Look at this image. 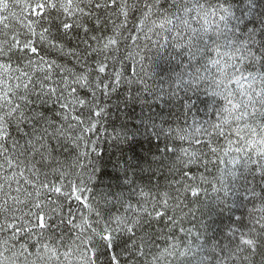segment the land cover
<instances>
[{
    "label": "snow or ice",
    "instance_id": "obj_1",
    "mask_svg": "<svg viewBox=\"0 0 264 264\" xmlns=\"http://www.w3.org/2000/svg\"><path fill=\"white\" fill-rule=\"evenodd\" d=\"M8 3L0 0V264H188L197 256L196 264H264V129L260 144L244 151L247 137L233 145L230 132L240 129L229 123L241 103L253 113L256 98L264 105V74L245 68L256 60L249 46L255 34L224 44L204 39L231 28L236 17L227 0H170L167 7L161 0H26V11L23 0H12L23 31L5 27ZM142 40L143 48L170 42L186 52L175 88L148 82ZM206 80L208 95L222 97L207 119L185 103L183 123L150 122L169 142L172 179L140 184L136 132L108 130L103 98L129 85L160 100L199 92ZM104 140L117 147L105 166L128 194L94 192L111 175L100 170ZM210 189L219 211L233 217L221 239H206L207 225L196 219ZM241 206L246 218L235 214Z\"/></svg>",
    "mask_w": 264,
    "mask_h": 264
},
{
    "label": "trees",
    "instance_id": "obj_2",
    "mask_svg": "<svg viewBox=\"0 0 264 264\" xmlns=\"http://www.w3.org/2000/svg\"><path fill=\"white\" fill-rule=\"evenodd\" d=\"M71 0H69V3ZM206 3L207 0H202ZM213 3L216 0H212ZM164 7H167L170 0H161ZM231 6L236 19L231 21V28L227 31L217 33L215 30L209 31L204 37L205 43L211 44L218 42L224 44L225 42H233L238 39H247V37L254 31L255 38L249 41L254 55L255 61L246 63V73L264 74V0H252V10L249 11L248 0H227ZM23 6L26 11V0H23ZM8 7L10 11L8 15L12 17L8 21L6 28H11L15 31H23L20 26L21 13L19 9L12 6V0H9ZM0 24L4 21L0 19ZM247 25V27H245ZM193 27H198L193 24ZM144 41H141L142 54L145 57V63L149 64L150 75L146 78L150 84L159 89L163 87L167 90L169 87L175 88V77L178 73L184 71V67L189 61L186 54H181L180 49H175L169 42L165 47H161V43L155 46L150 45L148 48H143ZM203 45H198V47ZM196 53V59L192 60L193 68H198L200 65L196 60L200 59L201 53L193 49ZM200 76H205L204 72L199 73ZM185 81L188 80L187 75L184 76ZM7 83V82H6ZM15 83V81H13ZM206 86H212L210 80L202 81L199 84V92L189 89L188 91L181 90L177 93V97H163L160 100L153 98L152 94L142 93L136 86L121 85L115 92L103 98V103L107 105V113L105 116V126L109 131L112 129H120L126 127L136 132L133 137L136 142V151L139 153L141 159L136 161L137 181L142 185L149 186H163L167 180L172 179L169 174L164 157L174 159L170 152H166V145L169 143L165 137L156 136L153 134L151 123L158 125L175 124L177 122L183 123L185 103L194 105L192 111L198 119H207V116L212 112L214 101H219L222 97H211L205 91ZM133 97H139L133 99ZM245 99L247 97H244ZM256 111L253 113L251 106H245L241 103L239 111L235 112L233 117L229 120L232 129L239 128L240 133L237 136L235 131L230 132V138L233 145L240 144L245 141L247 137V147L244 151H251L260 144V136L262 129H264V105H262L259 98L255 99ZM240 111H247L248 116L240 117ZM227 130V129H226ZM253 130H255L253 132ZM251 133V135H249ZM221 143H225L221 140ZM103 160L100 162V170L111 173V175L104 176L103 182L99 180L95 184L94 192L111 189L113 192H125L128 194L126 186H120L115 180V176L119 173H114L111 164L105 166V161L113 157L117 153V147L109 140L102 141ZM121 148L127 149V145H121ZM264 148V145H261ZM130 155V153H126ZM243 153H241V156ZM155 161V163H154ZM230 165L222 164L221 168L227 169ZM157 167L159 170L157 171ZM239 168L243 170V159H241ZM212 175L219 177V173L212 169ZM211 179V177H210ZM248 183H252V177L245 178ZM225 182L229 185L233 182L231 177L225 176ZM256 182H259V177H256ZM243 183V181H242ZM236 216L246 218L247 208L245 206L238 207L234 210ZM197 220H202L206 223L207 229L205 237L208 240L221 239L223 230L229 223L233 221V217L228 213L219 211L217 202L215 200V193L209 190V195L205 199L202 197L199 211L196 215ZM190 226V225H186ZM119 250V249H117ZM32 258L29 257V260ZM122 259H126L123 257ZM198 256L188 258V264H196ZM259 259V258H257Z\"/></svg>",
    "mask_w": 264,
    "mask_h": 264
}]
</instances>
